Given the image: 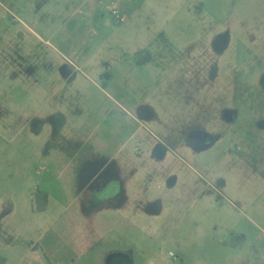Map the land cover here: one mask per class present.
<instances>
[{
	"label": "rangeland",
	"instance_id": "1",
	"mask_svg": "<svg viewBox=\"0 0 264 264\" xmlns=\"http://www.w3.org/2000/svg\"><path fill=\"white\" fill-rule=\"evenodd\" d=\"M93 1L0 0V264L119 191L148 216L128 264H264V0Z\"/></svg>",
	"mask_w": 264,
	"mask_h": 264
},
{
	"label": "crops",
	"instance_id": "2",
	"mask_svg": "<svg viewBox=\"0 0 264 264\" xmlns=\"http://www.w3.org/2000/svg\"><path fill=\"white\" fill-rule=\"evenodd\" d=\"M85 1L91 5V15H94V1ZM138 2L139 0H119L116 5L125 15L124 23L127 25L140 11L137 6ZM74 6L78 7V4ZM76 13L79 14V10ZM44 194L49 198L48 193ZM116 194L117 192L106 198L90 194L80 202L78 218L74 220L76 232L72 237V247L66 252L61 249L60 232L53 231L59 219L53 218L47 232L37 237L38 243H42L40 250L45 261L49 264H88L85 263L86 252H90L95 244H99L102 249L101 253L105 256V262L102 264H128L126 256L129 255V250L137 247L132 239L141 238L144 235L142 224L143 221L148 220V216L144 218L136 213H127L128 201L120 198V191L119 197H116ZM80 196L81 194L78 193L76 200ZM47 207L48 204L41 212H45ZM147 234L148 232L145 235Z\"/></svg>",
	"mask_w": 264,
	"mask_h": 264
},
{
	"label": "built area",
	"instance_id": "3",
	"mask_svg": "<svg viewBox=\"0 0 264 264\" xmlns=\"http://www.w3.org/2000/svg\"><path fill=\"white\" fill-rule=\"evenodd\" d=\"M109 15L112 18V20L117 24H123L126 20V17L123 14V12L118 7L115 6L110 8ZM56 264H60V263H56Z\"/></svg>",
	"mask_w": 264,
	"mask_h": 264
},
{
	"label": "trees",
	"instance_id": "4",
	"mask_svg": "<svg viewBox=\"0 0 264 264\" xmlns=\"http://www.w3.org/2000/svg\"><path fill=\"white\" fill-rule=\"evenodd\" d=\"M113 24L114 25H120V24L115 23L114 21H113ZM35 198H36V202L40 203L39 204V210L40 211L44 210L45 207H46V203H47V196H46V194L38 191L35 194ZM238 238L242 239V237H238ZM232 246H237V245L234 244Z\"/></svg>",
	"mask_w": 264,
	"mask_h": 264
},
{
	"label": "flooded vegetation",
	"instance_id": "5",
	"mask_svg": "<svg viewBox=\"0 0 264 264\" xmlns=\"http://www.w3.org/2000/svg\"><path fill=\"white\" fill-rule=\"evenodd\" d=\"M252 71V70H251ZM261 81H260V84H261V90H260V93L261 94H263L264 95V70H263V72H262V76H261ZM264 104V102L262 103V104H260V105H263Z\"/></svg>",
	"mask_w": 264,
	"mask_h": 264
}]
</instances>
